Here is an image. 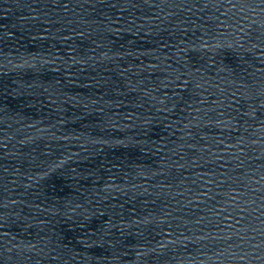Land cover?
Masks as SVG:
<instances>
[{
    "label": "water",
    "instance_id": "obj_1",
    "mask_svg": "<svg viewBox=\"0 0 264 264\" xmlns=\"http://www.w3.org/2000/svg\"><path fill=\"white\" fill-rule=\"evenodd\" d=\"M0 264H264V0H0Z\"/></svg>",
    "mask_w": 264,
    "mask_h": 264
}]
</instances>
